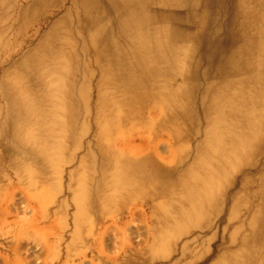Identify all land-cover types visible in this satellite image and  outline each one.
<instances>
[{
	"label": "bare ground",
	"instance_id": "bare-ground-1",
	"mask_svg": "<svg viewBox=\"0 0 264 264\" xmlns=\"http://www.w3.org/2000/svg\"><path fill=\"white\" fill-rule=\"evenodd\" d=\"M64 166L78 229L139 203L150 259L264 264V0H0V180Z\"/></svg>",
	"mask_w": 264,
	"mask_h": 264
},
{
	"label": "rangeland",
	"instance_id": "rangeland-1",
	"mask_svg": "<svg viewBox=\"0 0 264 264\" xmlns=\"http://www.w3.org/2000/svg\"><path fill=\"white\" fill-rule=\"evenodd\" d=\"M90 140L87 136L86 143ZM71 169L64 166L60 192L42 205L32 198L34 191L29 190L26 175L19 180L13 172L1 176L0 264H188L176 251L166 259L149 258L153 225L149 205L129 204L117 212L119 207L113 206L103 213H88L78 229L74 187L67 177ZM227 214L226 209L223 219ZM222 225L216 222L207 234L195 231L183 236L178 245L191 241L192 252H198L202 241L216 236ZM221 243L215 238L213 248L198 264H207Z\"/></svg>",
	"mask_w": 264,
	"mask_h": 264
}]
</instances>
